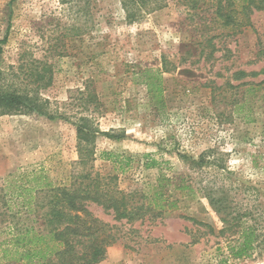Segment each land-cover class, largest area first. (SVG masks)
Returning a JSON list of instances; mask_svg holds the SVG:
<instances>
[{
	"label": "rangeland",
	"instance_id": "374dc122",
	"mask_svg": "<svg viewBox=\"0 0 264 264\" xmlns=\"http://www.w3.org/2000/svg\"><path fill=\"white\" fill-rule=\"evenodd\" d=\"M189 3L167 0L129 25L120 0H99L93 28V0H0V41L8 37L0 68H16L21 59L52 64V84L41 96L63 114L0 116V251L12 222L45 230L43 210L23 207L44 199L32 191L37 172L56 186L77 175L116 178L112 188L137 192V199L160 177L190 176L196 190L213 182L264 192V11L231 30L215 22L214 0L196 10ZM148 82L159 83L161 93L156 86L152 94ZM81 116L91 119L93 143L77 133ZM209 150L223 158L231 182L217 168L191 167L189 158ZM105 152L122 156V165ZM153 160L156 168L148 169ZM175 195L176 208L156 223H119L91 204L93 218L120 237L98 264H264V253L232 258L225 238L204 235L207 229L189 220L222 227L202 192ZM11 262L0 253V264Z\"/></svg>",
	"mask_w": 264,
	"mask_h": 264
},
{
	"label": "trees",
	"instance_id": "16d2710c",
	"mask_svg": "<svg viewBox=\"0 0 264 264\" xmlns=\"http://www.w3.org/2000/svg\"><path fill=\"white\" fill-rule=\"evenodd\" d=\"M13 2L16 0H12ZM99 0H93V28L97 27L94 8ZM189 1L188 8L196 10L200 1ZM206 1V0H205ZM167 0H120L121 9L125 13V22L129 25L140 23L149 14L163 8ZM215 4V5H214ZM214 20L221 26L238 30L251 25L250 16L254 12L264 11V0H214ZM96 10V9H95ZM8 41L5 37L0 41V56L3 45ZM212 39L208 42L212 43ZM259 58H264V42L259 38ZM35 63V64H33ZM53 81V65L47 61L21 63L8 71L0 68V116L30 115L47 117L48 119L63 118L59 111L52 110L49 99L41 96ZM159 81V79H158ZM150 92L160 84L146 83ZM243 85H246L244 83ZM260 85V84H259ZM88 89V88H87ZM83 100V99H82ZM89 100L93 102V92L89 91ZM85 103V102H84ZM87 107V104H84ZM87 109V108H85ZM66 118V117H65ZM89 117L81 116L75 122L79 137L88 143H93L96 133L88 127ZM103 158L121 164L122 156L103 153ZM188 159V158H187ZM194 170L217 168L224 179L231 182V171L211 150L203 152L198 159H188ZM157 161H147V168H156ZM122 165V164H121ZM122 168V167H121ZM221 170V171H220ZM36 185L32 189L35 195L42 194L44 199L26 201L24 208H33V213L43 210L44 231L35 227L19 225L12 222L10 239L5 243L0 253L2 259L19 264H98L105 260L108 248L120 240L114 227L97 218L89 211L91 204L102 207L105 212L114 215V220L131 224L135 221H151L156 223L165 213L177 206L173 198L175 193L202 192L208 199L213 212L221 222L222 227L216 229L209 224L189 219L203 226L207 231L204 235H213L227 240L229 255L238 260L252 258L255 254L264 253V192L254 186L216 185L209 182L200 185L198 190L190 176L175 178L160 177L156 183H151L149 193L137 199V192L126 193L112 188L116 178H104L100 175L92 177L77 175L70 185L56 186L52 182L42 183L34 173ZM189 178V179H188ZM88 181H90L88 183ZM234 184V183H233ZM174 191V194L172 193ZM246 193L249 197L238 199L239 194ZM25 210V209H24ZM28 210V209H27ZM30 212V211H28ZM198 240L195 239V242Z\"/></svg>",
	"mask_w": 264,
	"mask_h": 264
}]
</instances>
